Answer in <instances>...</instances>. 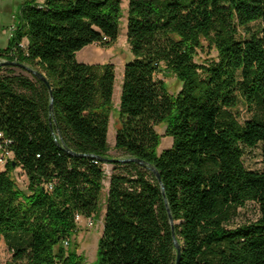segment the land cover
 Wrapping results in <instances>:
<instances>
[{"label": "trees", "instance_id": "obj_1", "mask_svg": "<svg viewBox=\"0 0 264 264\" xmlns=\"http://www.w3.org/2000/svg\"><path fill=\"white\" fill-rule=\"evenodd\" d=\"M121 18V0L27 3L0 51L51 85L0 69V131L14 154L0 172V241L11 264H84L65 243L77 215L101 211L117 78L77 54L116 43ZM203 41L218 57L201 65ZM128 42L115 150L144 165L111 164L95 264H177L171 218L179 264H264V170L244 163L258 147L264 162V0H130ZM163 71L181 82L177 96ZM161 125L173 146L159 154ZM249 203L259 219L234 226Z\"/></svg>", "mask_w": 264, "mask_h": 264}, {"label": "rangeland", "instance_id": "obj_2", "mask_svg": "<svg viewBox=\"0 0 264 264\" xmlns=\"http://www.w3.org/2000/svg\"><path fill=\"white\" fill-rule=\"evenodd\" d=\"M122 1V18L120 21V36L116 43L109 47H101L100 45H91L83 49L77 54L79 63L104 66L112 64L116 69V84L114 93V108L110 115V133L109 144L111 147L110 157L112 159H125L121 153L115 150L116 136L119 128L121 94L125 75V66L128 62L134 60L130 44L128 42V11L130 0ZM43 4L44 0H0V51H6L9 48L10 29L18 27L20 24L21 10L27 3ZM255 27H257L255 25ZM29 41L27 39L23 42V47H28ZM218 53L211 48L208 41H203V47L198 51L195 61L198 64L204 65L208 61L217 59ZM34 71L37 69L26 66ZM16 73L27 77H32L28 72L21 68L16 69ZM158 80L166 83L169 92L177 96L182 90L181 82L171 73L163 71L157 76ZM166 125H161L156 128L158 134L161 136V145L158 148V153L162 154L164 151L173 146V139L166 137ZM244 163L248 170L254 172H261L264 170V162L262 157V148L258 147L253 150H247ZM106 171V179L104 182V191L102 196V207L98 218L94 220L83 219L78 225L77 231L71 237V245L66 246L68 253H76L78 256L84 258V264H95L97 261L99 241L104 232V215L106 210V201L110 187V177L113 172V166L106 164L104 166ZM17 181L21 189L26 190L27 182L23 171L19 168L16 171ZM260 217L259 207L254 203H249L243 209L239 210V217L235 220L234 226L249 224L256 222ZM13 260V252L4 240L0 241V264H11Z\"/></svg>", "mask_w": 264, "mask_h": 264}, {"label": "water", "instance_id": "obj_3", "mask_svg": "<svg viewBox=\"0 0 264 264\" xmlns=\"http://www.w3.org/2000/svg\"><path fill=\"white\" fill-rule=\"evenodd\" d=\"M3 67L5 66H14V67H19V68H23L25 70H27L28 72H30L31 74L35 75L36 77L40 78L50 89H51V85L50 83L48 82V80L45 78L44 75H42L41 73L37 72V71H34L22 64H19L17 62H6L4 64H2ZM52 94V92H51ZM53 106H54V98L53 96L51 97V106H50V110L51 112L53 111ZM69 152V151H68ZM73 154V153H71ZM94 158V157H93ZM116 162H120V163H130V162H135V163H140L142 165H144L143 162H141L140 160H136V159H120V160H115V159H107L105 160V163L106 164H114ZM152 170V172L156 175L157 179L159 180V182L162 184L161 182V176L159 174V172L155 169V168H150ZM162 190L164 191V187L162 186ZM169 215H170V218H171V214H170V211H169ZM171 224H172V228H173V236H174V243H175V247L178 251V261H177V264H179L180 262V258H181V246L179 244V242L177 241L176 237H175V225L172 221V218H171Z\"/></svg>", "mask_w": 264, "mask_h": 264}, {"label": "built area", "instance_id": "obj_4", "mask_svg": "<svg viewBox=\"0 0 264 264\" xmlns=\"http://www.w3.org/2000/svg\"><path fill=\"white\" fill-rule=\"evenodd\" d=\"M15 31H16V27H12L10 29V39L14 36ZM6 62H8L7 59L0 57V69L3 68L2 64L6 63ZM11 143H12V141L7 139L4 135V133L0 131V172L3 171L5 169V166L7 165V163L9 161H12L14 158V154L10 149ZM46 187L49 191L53 190L52 184H49ZM83 219H87V218H84L80 215H77L75 220H76V223L79 225V223ZM88 220H93V219L89 218ZM65 245L68 246V243L66 242Z\"/></svg>", "mask_w": 264, "mask_h": 264}, {"label": "crops", "instance_id": "obj_5", "mask_svg": "<svg viewBox=\"0 0 264 264\" xmlns=\"http://www.w3.org/2000/svg\"><path fill=\"white\" fill-rule=\"evenodd\" d=\"M109 133H110V129H109ZM105 214H106V210H105ZM104 219H105V215H104Z\"/></svg>", "mask_w": 264, "mask_h": 264}]
</instances>
